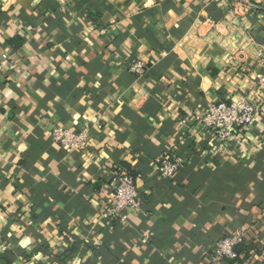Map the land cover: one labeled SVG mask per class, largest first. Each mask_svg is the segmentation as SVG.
<instances>
[{"label": "crops", "instance_id": "obj_1", "mask_svg": "<svg viewBox=\"0 0 264 264\" xmlns=\"http://www.w3.org/2000/svg\"><path fill=\"white\" fill-rule=\"evenodd\" d=\"M229 12L217 0H0V264H264V19L242 29ZM249 96L259 119L216 150L197 116ZM85 126V150L53 141ZM167 154L183 164L173 178L158 171ZM121 169L141 201L124 219L105 216ZM236 231L238 257L216 262L214 243Z\"/></svg>", "mask_w": 264, "mask_h": 264}, {"label": "built area", "instance_id": "obj_2", "mask_svg": "<svg viewBox=\"0 0 264 264\" xmlns=\"http://www.w3.org/2000/svg\"><path fill=\"white\" fill-rule=\"evenodd\" d=\"M224 1L230 7L229 16L235 20L242 29H245L248 17L260 15L264 19V0H217ZM259 63L264 72V52L261 53ZM7 60L0 58V77L5 72ZM144 64L134 60L131 71L143 74ZM259 76L264 82V73ZM251 97V96H249ZM242 97L210 103L197 116L204 128L213 135L216 143L214 148L221 152L229 151L237 133L247 131L258 119L263 110L259 97ZM88 126L78 129L57 127L53 134V141L69 151L85 150L90 142L91 132ZM179 159L167 154L159 163L158 171L162 177L173 178L182 169ZM111 186L113 187L110 206L105 216L124 219V212L128 209H137L141 206L140 193L134 177L126 170L121 169L114 173ZM245 242V231H236L219 239L214 243L213 252L216 262L235 260L238 257L236 247Z\"/></svg>", "mask_w": 264, "mask_h": 264}]
</instances>
